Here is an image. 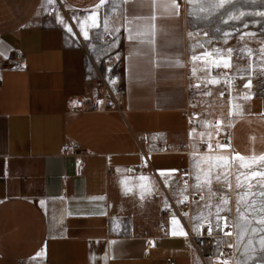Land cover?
<instances>
[{"label":"crops","instance_id":"1","mask_svg":"<svg viewBox=\"0 0 264 264\" xmlns=\"http://www.w3.org/2000/svg\"><path fill=\"white\" fill-rule=\"evenodd\" d=\"M60 2L77 13L100 7V0ZM51 3L0 0V60L16 51L25 57L0 73V264H210L187 235L172 234L187 233L186 223L171 221L164 237L159 229L158 196L193 154L180 0L170 12L147 0L123 2L110 47L119 82L109 76L111 64L105 73L124 91L122 111L80 116L73 107L103 73L63 27L42 22ZM76 23L91 50L84 32L92 16ZM227 136L234 154H264V98L245 106ZM158 157L168 165L155 167Z\"/></svg>","mask_w":264,"mask_h":264},{"label":"rangeland","instance_id":"2","mask_svg":"<svg viewBox=\"0 0 264 264\" xmlns=\"http://www.w3.org/2000/svg\"><path fill=\"white\" fill-rule=\"evenodd\" d=\"M124 1L108 0L94 12L86 14L73 12L60 0H52L42 22L63 27L73 39L85 46L89 66L105 74L111 64L109 76L117 84L121 73L119 57L110 63V59L116 55L110 47L115 41L113 22ZM219 2L197 0V3L190 4L189 0H180L181 13L186 19V63L190 88V130L186 142L193 154L190 170L185 173L179 171L173 177L178 179L191 173L196 189L203 193V198L207 194L223 195L220 205H215L210 199L206 203L211 218L223 222L226 227L215 233L218 243L212 258L208 259L210 264H264V245L261 244L264 231H253L264 228V225L257 223L264 216V212L259 211L264 197L257 194L249 197L247 202L241 200L248 189L247 185L237 188L236 176L250 170L241 169L239 161H231L234 155L231 147H218L229 145L225 140L227 133L244 112L245 106L264 98V15L261 14L264 13V0H225L222 7ZM94 15L99 29L96 30L93 24L89 26L88 36L92 37L90 44L94 45L90 50L88 43L80 38L82 24H77L76 19ZM193 57L199 59L194 60ZM224 60H229L230 67L223 66ZM249 82L251 86L246 87ZM218 156L230 158L227 179L221 174L225 169L214 166ZM169 161V158L158 157L154 166L164 167ZM197 161L200 162L199 168L195 166ZM251 170L264 171V163L254 165ZM206 173L211 175V185L203 183ZM197 175L201 178L199 181ZM217 175H220V180H216ZM259 180L258 177L251 181V191L254 193L264 191L260 188ZM225 199L227 203H224ZM253 202L255 204L250 208Z\"/></svg>","mask_w":264,"mask_h":264},{"label":"built area","instance_id":"3","mask_svg":"<svg viewBox=\"0 0 264 264\" xmlns=\"http://www.w3.org/2000/svg\"><path fill=\"white\" fill-rule=\"evenodd\" d=\"M24 61L25 57L23 53L16 51L11 59L0 60V73L9 64L18 65L23 64ZM105 76L106 74H103L99 80L93 82L88 93L82 96L75 104L73 107L74 114L80 116L93 113L122 111L124 91L119 86L113 88L109 83V78ZM225 140L230 145V138L228 136ZM78 153L82 157L85 156V152ZM147 157L150 159L148 155ZM83 169V166L80 170L77 168L76 174H82ZM186 170L189 171L190 167L182 171L185 173ZM158 197L161 198L163 204V213L159 217L161 236H167L170 223L173 217H175V219L187 225L188 231L186 239L190 249L196 252L203 260L212 258L214 247L218 243V235L215 233L219 230H225L226 227L223 222H217L216 219L213 220L210 216L211 213L206 214L205 206L209 199L215 205L222 204L223 195L207 194L203 198V193L196 189L193 176H191V173H188L184 177H179L178 179L173 178L170 181V186ZM184 197H187V200ZM198 217L200 219L197 221ZM203 221L205 222L203 223ZM167 264L176 263L170 261Z\"/></svg>","mask_w":264,"mask_h":264},{"label":"snow or ice","instance_id":"4","mask_svg":"<svg viewBox=\"0 0 264 264\" xmlns=\"http://www.w3.org/2000/svg\"><path fill=\"white\" fill-rule=\"evenodd\" d=\"M108 0H100V5L102 6L103 4L107 3ZM125 2H127V0H125ZM147 2L150 4V6L152 7H159L163 10V12H170L171 10H178L179 5L177 3V0H147ZM190 4H195L197 3V0H189ZM225 3V0H220L219 2V6H223ZM178 14V12H177ZM262 15H264V13H261ZM157 17L156 15H152L150 17V19L155 20ZM93 20V26H98L96 23V16L94 15L92 17ZM131 22V21H130ZM69 31H71V29H69ZM84 36L85 38H88V33L84 32ZM229 54L231 53V49L228 50ZM193 59H199V57H193ZM217 66H219V64H217ZM223 66L224 67H230V62L229 60H224L223 61ZM213 83L217 82V81H212ZM246 87H250L251 83L249 82L247 85H245ZM246 99L248 97H245ZM209 149L211 150V145L208 146ZM218 147L220 148H224V147H230V145H218ZM215 160L217 161V164L214 166L220 167L225 169V171L223 173H221L222 175L225 176V179H227V169L230 167V158L226 157V156H218L215 158ZM231 161H239L240 162V168L241 169H248L250 170L249 172L245 173V172H241L236 176V180H237V188H241L244 187L245 185H247V189L248 191H246L242 196H241V200L247 202L248 198L251 196H255V195H259L261 197H264V191H260L259 193H254L251 191L253 185L251 183L252 180L256 179V178H260V180L258 181L260 188L264 189V171H256V170H251L253 169L254 165H259L260 163H264V154H260V155H252V156H243L239 153L234 154L231 157ZM195 166L197 168L200 167V162L197 161ZM166 173L165 172H161V175L164 176ZM170 174V173H168ZM241 177H243V179H241ZM216 180H220V175H217ZM142 179H147V178H142ZM196 179L199 181L201 178L199 175H197ZM203 183H206L208 185H211L212 183V178L211 175L209 173L205 174L204 177V181ZM198 187L201 185H197ZM228 187L229 189L231 188V183H228ZM145 190L148 193H151V187L148 186L145 188ZM143 198V197H142ZM185 200H187V197H184ZM183 202V201H181ZM227 199L224 200V203H227ZM255 202H253L252 205H249L250 208H252L254 206ZM259 211L260 212H264V201L260 202V207H259ZM258 224L264 225V216H262L259 220H257ZM172 224L173 225H178L179 221L175 219V217H173L172 219ZM253 231H264V228L261 229H254ZM173 235H187V233H185L182 228L179 232H177L175 230V228L172 231ZM226 235H231V233H225ZM261 244L264 245V239L261 240ZM224 264H227V262H224Z\"/></svg>","mask_w":264,"mask_h":264},{"label":"bare ground","instance_id":"5","mask_svg":"<svg viewBox=\"0 0 264 264\" xmlns=\"http://www.w3.org/2000/svg\"><path fill=\"white\" fill-rule=\"evenodd\" d=\"M81 158V157H80ZM83 166V163L81 161V163H79V170L81 169V167Z\"/></svg>","mask_w":264,"mask_h":264}]
</instances>
